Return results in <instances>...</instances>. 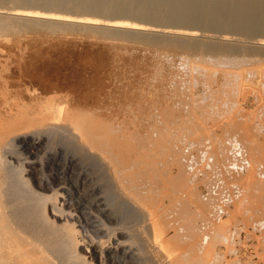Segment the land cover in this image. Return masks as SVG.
Here are the masks:
<instances>
[{
    "label": "rangeland",
    "instance_id": "1",
    "mask_svg": "<svg viewBox=\"0 0 264 264\" xmlns=\"http://www.w3.org/2000/svg\"><path fill=\"white\" fill-rule=\"evenodd\" d=\"M210 1L0 0V70L11 69L6 75L15 89L46 94L54 86L68 88L69 106L76 102V108L89 114L102 112L105 120L119 125L123 139L139 146L133 154L139 159L135 168L149 165L151 169L156 200H151V211L169 213V196L175 191L187 193V185L192 187L190 175L197 169L203 175L206 172L205 178L209 172L207 179L200 172L193 178L199 195L201 189L207 195L210 186L219 196L215 228L221 223L216 229L221 233L207 237L204 219L197 220L202 228L195 239L197 250L190 249L194 244L187 243L186 234L170 228V216L162 241H154L144 217L135 221L125 213L138 211V205L117 189L98 155L80 153L78 143L73 147L64 137L22 143L19 164L33 182L53 188L45 194L58 190L57 205L67 203L66 217L54 221L55 225L83 239V248L93 240L101 242L100 246L118 242L127 250L107 264H160L156 250L163 248L160 242L166 264H264V0ZM81 9H93L92 16L102 19L69 16ZM76 95L80 99H73ZM180 141L182 149L194 145L204 156L195 147L190 149L192 155L188 148L182 151L183 155L189 152L182 155L183 160L195 156L192 160L197 164L190 162L196 170L186 163V186L174 189L168 179L171 170L175 171L172 175L179 173L176 157L180 155L174 145ZM239 149L249 166L245 172L233 173L229 167L239 165ZM164 158L166 163H161ZM230 194L234 196L228 199ZM189 206L195 205L190 202ZM189 211L185 217L192 215ZM46 214L52 219L48 208ZM72 223H76L75 230ZM78 253L86 254L80 249Z\"/></svg>",
    "mask_w": 264,
    "mask_h": 264
},
{
    "label": "bare ground",
    "instance_id": "2",
    "mask_svg": "<svg viewBox=\"0 0 264 264\" xmlns=\"http://www.w3.org/2000/svg\"><path fill=\"white\" fill-rule=\"evenodd\" d=\"M213 1L216 2L217 0H211L210 2L214 3ZM238 3H240V2L238 1ZM242 4H243V2H242ZM213 9L214 8H212L211 10L213 11ZM215 11L217 12L218 10L216 9ZM217 18L218 17H216V19ZM219 20H220V18L218 19V21ZM21 69L23 70V68H21ZM5 70L4 71L6 73H4L3 70H0V264H94L93 263L94 261H98L99 264H107V262H110V263L113 262L114 259H116V260L119 259L120 257L118 255L122 251H123V253L127 252V250L125 248H122V245L118 242L115 243L116 246L104 245V244L100 246L99 243H101V242L98 243L96 241H93V240L91 241L89 239L88 240L91 242L87 244V247L85 246V248H83L82 245H84V242H85L83 239L77 240L75 238V236L73 235V232L69 233V232L64 230L63 226L61 227V226L55 225L54 221H56V220L62 221V219L66 215L65 207L67 206V203H66V201H63L62 203L57 205L56 202H54V201L58 197H61L58 193V190H55L54 194H52L50 196L45 194V192L53 190V188H50L48 186H44L43 184L37 183L35 181L33 182V179H31V176H30L29 172L27 171V169L25 168V166L22 164H19V159H17V155L19 153V148H20L22 143H24L25 141H28V140H32L34 142L37 140L51 141V140H55L59 137H64L70 144H73V147L76 143H78L79 146H78V148L76 146V149L80 153H91L95 156L98 155L99 158H101L103 160L104 164H106L107 167L109 168L110 173L112 174L111 175L112 179H113L114 184L117 187V189L124 192L126 197L128 196V198H130L131 201L134 202V204L138 205V209H139L138 211L139 212L133 211V210H128L125 213H127L135 221L141 220V219L143 220V217H144L145 221L148 222V224L146 223L147 224L146 228L148 229V232L151 233L153 240L156 238V240L162 241L161 238L163 237L165 230L167 229L165 227L166 222H168V221H166V218H169V216L173 220L172 224L170 223V228L174 229L178 234H184V236L186 234L187 240L186 239L185 240L187 241V243L194 244L191 246V248H190L191 250H192V248H194L196 250L199 248V246L196 245L197 242L195 243V241H196L195 239L199 235V231H201L202 228L197 223V220L204 219V222H203L204 224L202 223V226H205V223H206L207 228L204 231L207 232V234H206L207 237L208 236L210 237L211 234L216 232V229H218L217 227H220L221 223L218 226H216V228H215V223H216L217 218H218L217 217V215H218L217 211L220 208L217 206V204H219V203H217V198L219 196H216L217 194L215 192V189L210 188V186L208 187L209 184L206 186V188L208 187V189H209V190H207L208 194L205 195L203 192V189H201L202 191H201V194L199 195L200 187H198L197 182H195L193 179V178H195V176H197V173L200 172L202 169L200 171H198V169H197V173L195 171L196 174L191 173L192 176L189 174L191 177L189 179V182L191 183L192 187H189V185H187V187L189 188V191L187 193L180 195V193L178 191L177 192L175 191L174 192L175 194L173 193V195L169 196V198H170L169 203L170 204L169 205L165 204V205H167L169 207V209H170L169 213H171V215L167 212H157L154 210L151 211V200L153 199V201H154V198H153L154 195L153 194L155 193L153 191V189L151 188V183H152V181H151V169H148L149 165H147L148 168H146V165H145V168H140V166H141L140 165L139 168L136 169L137 168L136 162L139 159L137 157L133 158V156H136L133 154L135 153V151L137 150V148L139 146H138V144L137 145L132 144V143H129L123 139L122 134H120L121 130H119L120 129L119 125L116 127L111 122L105 120L103 118V115L101 114L102 112L99 113L96 111L93 114H89L88 112L86 113V111H83L79 108H76L75 107V104H76L75 101L77 100L76 98H78V95H76L77 97L76 96L73 97V99L74 98L76 99L74 101L75 103L72 104V105H74L75 108L72 106H69V104L71 102V95L72 94H70L71 92L69 93L68 88H61L59 86H54L52 88V92H44L46 94L39 93L37 89H31V90L27 89L26 91H23L20 89H15L14 83H12V81H10L8 79V76L6 75L7 72L9 73L11 71V69H8L7 67H5ZM174 84H176V82ZM66 89L68 90V92H66ZM70 90H72V89H70ZM72 93L74 94V91ZM79 94H80V92H79ZM82 95L83 94H81L80 97L84 96V95L83 96ZM132 97H134V96H132ZM97 98H99V97H97ZM73 99H72V102H73ZM78 99H80V98H78ZM89 99L92 100V98H89ZM81 100H85V99L81 98ZM87 100H88V97H87ZM100 101H101V99H100ZM87 102H86V104L89 103V102L88 103ZM97 102H98V100L95 101V103H97ZM80 103H81V101L79 102V104ZM82 103H83V101H82ZM89 105L90 104H88V106ZM130 106H129V108H132V106L131 107ZM120 108H124V107H120ZM127 109H128V107H127ZM130 110H132V109H130ZM187 110H188V108H187ZM105 111H107V110H105ZM132 113H134V112H132ZM115 116H114V118H115ZM134 116H132V117H134ZM118 119H119V117H118ZM128 120H130V119H128ZM134 120H135V118H134ZM119 121H121V119ZM130 121H128V122H130ZM125 122H127V121H125ZM149 124H150V122H149ZM161 124H162V122H161ZM123 125H121V126H123ZM128 125H129V123H128ZM164 125H165V123H164ZM172 125H173V123H172ZM124 126H126V125H124ZM152 128H154V127H152ZM124 129H126V127ZM149 130L150 129H148V131ZM134 131L132 130V133H134ZM161 132H162V130H161ZM166 132H167V130H166ZM129 133H131V132H129ZM132 133H131V135H132ZM172 133H173V130H172ZM135 134H136V132H135ZM137 134H136V136H137ZM155 135L157 136V132ZM148 136H151V135H148ZM161 142H163V140L162 141L160 140V144H161ZM144 143H146V142H144ZM150 144H151V142H150ZM154 144H156V143H154ZM180 144H181V141H180V143H177V145L176 144L174 145L175 149H176V153L178 155H180L179 158H178V156L176 157V155H175V157L177 159V163H178L177 165L179 166V169H178L179 173L177 175L176 174L172 175V173L175 171L171 170V174L169 172L170 177L168 179L169 184L174 189H177L178 186L185 185V183H184L186 180L185 177H187V175H188L187 172L189 170L188 164L190 166H192L190 161L193 162V160L196 159V158H193V157H195L193 155V157L189 156V157H191V158H189V160L185 159L186 161L188 160V162L183 160L182 158L186 153L183 155L184 152H182V151H185L186 148H188L189 150H186V151H189V152L191 151V152L190 153L187 152V154L189 153L192 155V151L194 152V150L193 149L190 150V149L194 148V147L196 149V146L192 145L193 147L190 148V147H186V146L187 145L191 146V145H189V144L185 145L184 144L185 149H182ZM184 145H182V146H184ZM159 147H160V145H159ZM161 147H163V146H161ZM172 148H173V146H172ZM197 149H199V148H197ZM148 150H149V148H148ZM201 150H203L202 147H201ZM78 151H77V153H78ZM198 151L199 150H197V152ZM205 151H206V153H205ZM149 152H151V150ZM208 152H212V151L208 150ZM153 153H154V151H153ZM165 153H166V150H165ZM199 153L200 152H198V154ZM201 153H203V152H201ZM204 153L207 154V150H204ZM173 155H174V153H173ZM202 155L204 156V154H201L200 156L202 157ZM148 157H149V155H148ZM162 157H164V154ZM169 158L170 157H168L166 159H169ZM192 158H193V160H192ZM166 159L164 158V160H162V161L159 160V161L161 163L162 162L166 163V162H164V161H166ZM182 160L184 161L185 164L188 163V164H186L187 166L185 164H184V166L182 165L183 164ZM147 162L149 164V161H146V163ZM157 163L155 164V162H154V165H156L158 167L159 165H157ZM167 163H168V160H167ZM193 163L197 164L196 161ZM151 164H153V163H151ZM164 166H165V164H164ZM160 167H162V166H160ZM192 168L193 169L195 168V164H193ZM105 169H107V168H105ZM165 169L167 171L168 168H165ZM195 170H196V168H195ZM152 171H154V170H152ZM200 173L203 175V172H200ZM205 173L203 175L204 178H205ZM208 173L206 174L207 176L205 179H207ZM162 174L164 175V172H162L161 175ZM166 177L167 176H165V178ZM161 179L163 180V177H161ZM210 180H212V179H210ZM162 182H163V184H165L164 181H162ZM159 187H161V186H159ZM163 192H164V190H163ZM190 192H191V194H188ZM220 192H219V194H220ZM157 193H158V191H157ZM160 196L158 195L159 199H160ZM163 197H164V195H163ZM112 201H114V200H112ZM153 201H152V204H153ZM128 202H130V201H128ZM190 202H191V205H193V206L195 205L191 209L189 206ZM130 205H131V203H130ZM148 206H150V208ZM187 207L190 210L189 212H192V215H190L189 217H185V216H188L189 214L184 215L185 211L188 210ZM47 208L49 209L50 213L52 214L53 220L49 219L47 217V214H46ZM124 210H126V209L124 208ZM166 213L168 214V217H167ZM74 218H76V215L73 213V214H71V219L74 221L75 220ZM108 220H110V219H108ZM111 220H112V218H111ZM218 220H219V218H218ZM72 224H73L72 228L75 230L76 229V225H75L76 223H72ZM224 224L225 223H222L221 226L223 227ZM142 226H144V225H142ZM168 227H169V225H168ZM208 227H210L211 229ZM208 231H209V233H208ZM219 231L221 233L220 228H219ZM218 232H216V233H218ZM208 234H210V235H208ZM239 236H240V234H239ZM102 237H104V236H102ZM165 238H167V237H165ZM230 239H232V238L229 237L228 240L230 241ZM183 240H184V238H183ZM231 243H232V241H231ZM159 244H160L159 246L163 247V248H161V247L159 248L158 246L156 247L157 252H159L158 254L161 255V256L159 255L160 261H161L159 263L160 264H166L163 261V259L165 260V255L163 254V250L165 247L161 244V242ZM78 249H80L82 253L89 254L88 258L91 260H88L86 254L82 255V254L78 253ZM114 262H118V261H114ZM138 262H140V261H138ZM125 264H126V262H125ZM148 264H150V263H148ZM171 264H173V263H171ZM175 264H178V262H176ZM179 264H181V263L179 262ZM185 264H190V263L186 262Z\"/></svg>",
    "mask_w": 264,
    "mask_h": 264
},
{
    "label": "built area",
    "instance_id": "3",
    "mask_svg": "<svg viewBox=\"0 0 264 264\" xmlns=\"http://www.w3.org/2000/svg\"><path fill=\"white\" fill-rule=\"evenodd\" d=\"M242 149H239V153L237 154L238 155V157L237 156H235V158L237 157V159H236V161H239V165L238 166H236L235 167V169H234V167H233V165H231L229 168V170L231 171L232 170V172L233 173H239V171L240 172H245L246 170H247V167L249 166V159H247L245 156H244V151H241ZM236 193V192H235ZM233 196L234 195H232V194H230V195H228L227 196V198L229 199L230 197H232L233 198Z\"/></svg>",
    "mask_w": 264,
    "mask_h": 264
},
{
    "label": "water",
    "instance_id": "4",
    "mask_svg": "<svg viewBox=\"0 0 264 264\" xmlns=\"http://www.w3.org/2000/svg\"><path fill=\"white\" fill-rule=\"evenodd\" d=\"M46 12H53L52 10H45ZM42 11V12H45ZM96 13L93 9H81L80 12H73L69 16L73 17H93L96 19H102L99 16H92V14ZM103 19H109L111 21L115 20V18H103Z\"/></svg>",
    "mask_w": 264,
    "mask_h": 264
}]
</instances>
